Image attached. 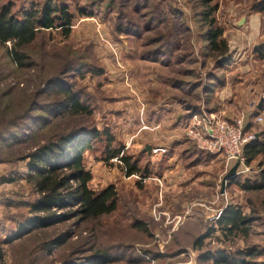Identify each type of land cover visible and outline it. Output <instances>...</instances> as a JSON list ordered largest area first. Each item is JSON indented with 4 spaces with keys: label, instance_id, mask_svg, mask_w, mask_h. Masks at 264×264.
I'll list each match as a JSON object with an SVG mask.
<instances>
[{
    "label": "rangeland",
    "instance_id": "rangeland-1",
    "mask_svg": "<svg viewBox=\"0 0 264 264\" xmlns=\"http://www.w3.org/2000/svg\"><path fill=\"white\" fill-rule=\"evenodd\" d=\"M51 1L67 6L68 35L66 27L39 32L22 50L23 67L9 59L10 43L0 44V264H91L100 254L110 264H213L200 255L247 249L259 253L247 260L264 264V191L235 184L255 179L261 161L243 162L222 195L234 164L203 146L207 121L242 117L246 134L262 132L253 122L264 114V60L255 54L264 45V12L253 11L255 0ZM44 2L0 0V10L10 7L20 19ZM211 8L212 28L202 20ZM214 27L226 45L222 55L206 41ZM60 88L76 93L88 114L62 110ZM74 127L108 129L147 177L125 176L117 160L104 163L99 141L83 154L88 188L112 186L116 209L11 240L37 197L22 158ZM227 206L250 217L247 234L218 231Z\"/></svg>",
    "mask_w": 264,
    "mask_h": 264
},
{
    "label": "trees",
    "instance_id": "trees-1",
    "mask_svg": "<svg viewBox=\"0 0 264 264\" xmlns=\"http://www.w3.org/2000/svg\"><path fill=\"white\" fill-rule=\"evenodd\" d=\"M67 6L45 0L40 10L24 11L18 19L10 13V7L4 6L0 10V44L10 43L7 55L16 66L23 67L25 55L22 50L31 44L42 30L64 28V35L69 33ZM253 11L264 12V0H255ZM215 12L214 8L203 13V22L209 27L214 26V20L209 19ZM209 19V21H208ZM222 32L214 27L207 31L206 41L213 52L224 54L226 45L221 39ZM255 54L264 60V45L255 50ZM51 84L53 81H49ZM49 83V85H50ZM61 89L62 101L60 107L72 115H87L88 108L84 106L76 93H70L66 88ZM104 141L106 149L102 161L109 163L117 160L121 170L127 177L140 175L146 178L145 169H141L138 160L125 154L123 146L117 143L108 129L98 131L95 127H74L64 132H58L51 139L37 145L29 151L22 161L27 162L30 172L29 182L36 198L27 203L28 216L18 224L17 234L11 240L22 239L35 231L49 228L53 225L72 220L76 217L84 221H91L111 214L117 205V195L112 186L94 192L88 188L91 180L90 172L83 166V154L93 150L96 143ZM244 162L250 166L261 161L258 165L259 173L253 180L246 179L237 182L241 190L264 191V132L245 144L243 148ZM260 159V160H259ZM232 179V183H233ZM61 212H64L61 214ZM250 217L245 216L237 207L227 206L216 219L215 226L223 237L228 238L239 233L247 234L251 225ZM143 232V230H142ZM212 232H215L214 230ZM145 233V232H144ZM211 233L198 236L192 243L193 249H201L202 243ZM51 242L47 246L51 247ZM256 250L247 249L234 254L225 250L200 255L203 261L213 264H256L247 258L258 256ZM91 264H110L112 259L107 255H96Z\"/></svg>",
    "mask_w": 264,
    "mask_h": 264
},
{
    "label": "built area",
    "instance_id": "built-area-1",
    "mask_svg": "<svg viewBox=\"0 0 264 264\" xmlns=\"http://www.w3.org/2000/svg\"><path fill=\"white\" fill-rule=\"evenodd\" d=\"M207 122L204 127V148L210 152L220 151L225 156L227 163L239 162L242 165L244 162L243 148L245 144L255 138V136L248 135L243 131L245 124L243 118H239L236 123L232 124L223 121ZM253 122L260 125L262 132H264V114L256 115Z\"/></svg>",
    "mask_w": 264,
    "mask_h": 264
},
{
    "label": "water",
    "instance_id": "water-1",
    "mask_svg": "<svg viewBox=\"0 0 264 264\" xmlns=\"http://www.w3.org/2000/svg\"><path fill=\"white\" fill-rule=\"evenodd\" d=\"M260 108H261V104L258 106V109ZM147 149L149 150V147H147ZM239 166H240L239 162H236L231 167V169L228 171V173L223 177L221 188H220V194L223 195V193L225 192L226 182L228 180H232L235 178V176L237 175V169L239 168Z\"/></svg>",
    "mask_w": 264,
    "mask_h": 264
},
{
    "label": "crops",
    "instance_id": "crops-1",
    "mask_svg": "<svg viewBox=\"0 0 264 264\" xmlns=\"http://www.w3.org/2000/svg\"><path fill=\"white\" fill-rule=\"evenodd\" d=\"M148 147V146H147ZM175 171H176V169H175ZM131 177V176H130ZM163 179V178H162ZM162 181H164V180H162ZM166 181V180H165ZM171 183H173V182H171ZM168 185V184H167Z\"/></svg>",
    "mask_w": 264,
    "mask_h": 264
}]
</instances>
